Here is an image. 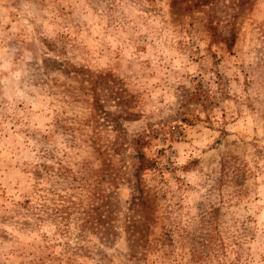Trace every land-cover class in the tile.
Here are the masks:
<instances>
[{
    "label": "rangeland",
    "instance_id": "374dc122",
    "mask_svg": "<svg viewBox=\"0 0 264 264\" xmlns=\"http://www.w3.org/2000/svg\"><path fill=\"white\" fill-rule=\"evenodd\" d=\"M0 264H264V0H0Z\"/></svg>",
    "mask_w": 264,
    "mask_h": 264
},
{
    "label": "trees",
    "instance_id": "16d2710c",
    "mask_svg": "<svg viewBox=\"0 0 264 264\" xmlns=\"http://www.w3.org/2000/svg\"><path fill=\"white\" fill-rule=\"evenodd\" d=\"M202 78H200L197 83L194 84L193 86V93L192 95L195 97V100L198 102H205V92L202 90L203 86L201 84ZM138 159H139V165L138 169L139 170H145L149 168L155 167V163L152 160L146 159L144 155L141 153L138 154ZM194 245L191 250H190V257L191 259L195 261H202L208 256V251L205 250L206 248L203 247L202 250H197V247Z\"/></svg>",
    "mask_w": 264,
    "mask_h": 264
}]
</instances>
